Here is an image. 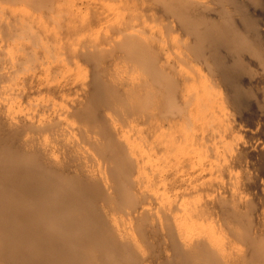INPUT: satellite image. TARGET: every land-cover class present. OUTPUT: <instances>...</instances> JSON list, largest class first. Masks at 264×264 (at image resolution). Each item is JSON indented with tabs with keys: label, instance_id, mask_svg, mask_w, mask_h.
Wrapping results in <instances>:
<instances>
[{
	"label": "bare ground",
	"instance_id": "6f19581e",
	"mask_svg": "<svg viewBox=\"0 0 264 264\" xmlns=\"http://www.w3.org/2000/svg\"><path fill=\"white\" fill-rule=\"evenodd\" d=\"M0 264H264V0H0Z\"/></svg>",
	"mask_w": 264,
	"mask_h": 264
}]
</instances>
